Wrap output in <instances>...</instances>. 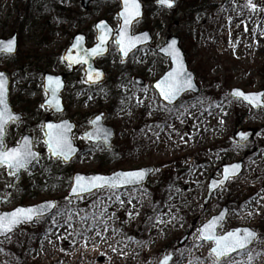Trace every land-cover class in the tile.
Segmentation results:
<instances>
[{
    "label": "rangeland",
    "instance_id": "obj_1",
    "mask_svg": "<svg viewBox=\"0 0 264 264\" xmlns=\"http://www.w3.org/2000/svg\"><path fill=\"white\" fill-rule=\"evenodd\" d=\"M152 1L156 0H146L148 16L136 28L153 30L152 47L124 63L113 43L110 54L100 60L107 73L104 84L92 89L81 75L74 78L69 112L53 117L78 123L74 141L81 153L64 163L49 159L44 143L42 125L49 115L41 107L44 70L49 62V73L60 72L64 64L55 66L56 57L65 43L79 32L91 33L102 18L118 30L120 8L100 0L84 13L81 0H0V39L14 34L20 39L17 59L1 58L0 70L11 76L14 109H31L28 121L9 129L6 142L15 146L30 134L41 153L17 185L15 177L0 168V212L53 200L61 207L70 204L81 215L84 209L100 214L107 208L103 214L110 225L86 231L79 217L74 216L71 228L66 217H57L63 227L52 224L51 218L43 219L0 242V264H160L165 253L173 255V264H189L196 258L212 264L210 244L200 240L198 230L225 205L231 214L220 233L248 227L264 239V109L255 110L230 96L233 88L264 91V0H254L255 12L245 6L247 0H178L176 13L158 9L155 2L154 8ZM50 2L55 4L52 10ZM192 2L198 10L187 18ZM58 30L63 31L46 45ZM171 35L182 39L202 92L165 110L152 83L171 69L169 60L157 54ZM136 77L147 85L137 86ZM184 106H189L187 114L180 115ZM100 114L116 131L110 149L103 142L83 139ZM247 131H253L254 138L240 146L236 135ZM238 161L245 164L243 175L204 206L209 179L219 177L223 165ZM144 167H153L155 174L143 187L120 190L123 205L108 191L67 200L75 173L109 174ZM113 212L115 216L109 218ZM128 212L134 214L129 217ZM253 248L254 253L264 252V245ZM255 264H264V255L257 256Z\"/></svg>",
    "mask_w": 264,
    "mask_h": 264
},
{
    "label": "snow or ice",
    "instance_id": "obj_2",
    "mask_svg": "<svg viewBox=\"0 0 264 264\" xmlns=\"http://www.w3.org/2000/svg\"><path fill=\"white\" fill-rule=\"evenodd\" d=\"M158 3L168 8L175 6V0H158ZM245 6L253 12L258 7L254 0H247ZM142 16L141 0H122V11L118 17L121 20V27L118 30L115 43L125 58L128 57L129 53L135 54L134 50L150 39L147 33L137 35L134 32V24L139 23ZM96 27L98 40L95 47H84L85 37L81 35L75 39L72 47L62 57V60L67 61L69 66L75 64L88 65L86 83H95L102 79L103 73L97 71L92 66L91 60L93 57L101 56L108 52V41L112 39L113 30L107 22H100ZM16 48L17 41L15 38L0 40V52L14 53ZM161 51L166 53L175 65L155 84V88L159 90L158 95L163 98V101L167 102L165 110H168L169 106L175 107L177 101L185 93L195 92L197 89L193 74L188 70V67L184 63L183 53L177 47V41L175 39L171 40L166 47L161 48ZM73 52L76 54L73 55ZM63 87V81L59 77L48 75L45 85V95L48 97V100L41 107L63 111L60 102V92ZM231 96L236 100L246 102L256 109L264 108V92L246 93L240 89H236L231 93ZM198 102L203 103L204 101L198 100ZM188 107L184 106V112L180 113V115H186ZM102 119V116H98L91 122L94 130L86 132L83 139L89 141L95 140L97 142L103 141L110 148L111 132L101 125ZM22 120L23 117L16 114L10 106L8 78L4 73L0 72V168L6 169L8 175L16 177L17 181L20 178L19 174L22 171H28L34 163L39 162L41 157V154L34 150V138L23 137L17 145L12 147H9L7 144L6 136L10 124L19 123ZM42 127L44 128V135L46 137L44 143L47 145L48 158L52 159L55 157L68 163L77 152L72 137L74 125L68 121H64L62 123H46ZM239 139L240 141H247L248 134L240 132ZM240 169V164H232L225 167L222 178L212 180L210 184L211 190H223L226 182L238 176ZM147 176L148 170L146 169L118 172L111 176L77 174L70 182L72 187L67 200L71 202L73 197L76 200H83L86 195H93L97 191H108L115 195L116 200L123 205L124 200L120 197V189L126 188L129 185L142 184ZM109 199H111V196ZM54 209L56 210L55 212H53ZM83 211L84 215H81V212L70 207V204H65L61 207L55 201H48L32 207H18L13 211L0 213V237L10 239V236L14 235L21 225L37 223L46 218H51L52 224L63 227V224H58L57 217H66V223L71 228L73 227L74 216L79 217V222L84 226V230L86 231H92L101 225L105 228L110 227L103 214L107 212V208H104L100 214H97L94 210L88 212L87 209H84ZM49 214H51L50 217ZM133 214L132 212H128L129 217ZM135 215H139V213H135ZM114 216L115 213L113 212L109 215V218ZM226 216L227 212L215 216L198 230L200 240L207 241L210 244L209 257L212 260V264H255L257 256L264 255V252L254 253L253 245H264V239L256 231L248 228L235 229L226 233L218 232V229L222 228ZM89 220L91 221L90 226L88 225ZM157 220L159 223H164L159 217H157ZM112 231H116V229L113 228ZM82 234L83 232L77 233V235ZM97 235H102V233L97 232ZM129 239L132 238L129 237ZM84 242L87 245V239ZM137 243L140 242L137 241ZM113 250L116 251V249ZM183 254L181 252V256ZM238 256L245 257V259L238 260L236 258ZM160 264H173V255L165 253ZM189 264H201V262L199 258H196L195 260H190Z\"/></svg>",
    "mask_w": 264,
    "mask_h": 264
},
{
    "label": "flooded vegetation",
    "instance_id": "obj_3",
    "mask_svg": "<svg viewBox=\"0 0 264 264\" xmlns=\"http://www.w3.org/2000/svg\"><path fill=\"white\" fill-rule=\"evenodd\" d=\"M100 0H91V2L88 4V6L86 7V4H85V1L84 0H81V9H82V11L84 12V13H89L90 11H91V9L94 7V5H96L98 2H99ZM104 1H109V0H104ZM110 1H112V2H114V3H117V7H116V9H118V8H120L119 9V11L117 12V17H119V13L122 11V1L121 0H110ZM177 1L178 0H175V6L174 7H172V8H167V7H165V6H161L159 3H158V0H156V1H154L155 2V4H156V6L158 7V9H164L165 11H168V12H174L175 11V13L177 12V6H178V3H177ZM154 2L152 1L151 2V4H153V6H154V8H156V6H155V4H154ZM141 3H142V5H143V17L139 20V23H136V24H134V32H135V34H137V35H139V34H143V33H149L150 35H151V37H152V43L150 44V45H147V46H143V47H140L139 49H137L134 53L136 54L137 52H139L140 50H142V49H145V48H147V47H152L153 45H154V42H155V36H154V33H153V30L151 29V28H148V27H146V28H144V29H142V30H139V31H136V28L143 22V21H145V19L147 18V16H148V11H149V8H150V5H148V3L146 2V0H141ZM194 5H195V2H192V3H190V5L187 7V12H186V15H187V18H192L193 17V13H196V11L198 10V8H196L195 9V7H194ZM54 7H55V4H54V2L52 3V2H50V4H49V10H52V9H54ZM195 9V10H194ZM54 22H57V19L56 18H53L52 19ZM120 20V19H119ZM100 22H107L108 23V25L112 28V30L114 31V34H113V37H112V39H111V41L109 42V50H108V53L106 54V55H102V56H98V58L95 60V63H94V66L96 67V69L98 70V71H102L103 69L101 68V65H100V60H102V59H104L105 57H107L109 54H110V51H111V45L113 44V43H115V39H116V37L118 36V30L120 29V26H121V20H120V24H119V28H118V30L117 29H115L105 18H102L101 20H99L96 24H95V26H94V29H92V31H91V33H87V34H85V33H83V32H79V33H77V34H75L72 38H70L68 41H67V43H65V45H64V47L62 48L63 50H62V54L59 56V55H57V61H56V64L55 63H52V64H55V66H61V64L64 66V68H62L61 70H60V72H52V73H49V62L47 63V69L46 70H44V78H43V87L40 89V91L42 92V94H43V99L44 100H42L41 101V105L42 104H45V102L48 100V97L45 95V79H46V77L48 76V75H53V76H60L61 78H62V80H63V83H64V90H63V92L61 93V98L63 99V105H64V108H65V110H64V112L63 113H61V114H54L53 113V110L51 109V108H48V107H42V108H44V109H46L47 111H48V117L46 118V120H45V122H44V124L43 125H45L46 123H48V122H55V123H58V122H61V121H66V120H69V121H71L72 123H74L75 125H76V128H77V130H78V123L75 121H72L71 119H69V118H65V119H60V120H54V118L53 117H57V116H62V115H65L66 113H68L69 112V101H68V98L70 97L69 96V91H70V88H71V86H72V83H73V81H74V78L77 76V75H81V77H82V79L84 80V84L86 85V87H88V88H96V87H98V86H100V85H102V84H104L105 83V81L107 80V73H106V71L105 70H103L104 71V73H105V75H106V79L104 80V82H102V83H92V82H85V80H86V69H87V64H75V65H72V66H69V63L67 62V61H64V60H62V57L66 54V52L70 49V47L73 45V43L75 42L74 40L77 38V37H79V36H81V35H83L84 37H85V45H84V47H86V48H92V47H94V46H96V44H97V40H98V32H97V25L100 23ZM178 24H180V23H178ZM61 31H63V30H58L57 32H55V33H53V35H51V37H49V39H45L46 41H45V43H47L46 45H49V43L52 41V39L55 37V35L56 34H60L61 33ZM48 35H49V33H48ZM14 36H17V38H18V47H17V51H16V53L15 54H7V53H0V59L1 58H3V57H7V58H13V59H17V55L19 54V49H20V39H19V36H18V34H14L12 37H9V38H7V39H0V40H8V39H11V38H13ZM175 36H177V35H175ZM171 37H174L173 35H171L170 37H168L167 39H166V42L164 43V45L161 47V48H163V47H165L166 45H167V43H168V41L171 39ZM160 48V49H161ZM160 49H158L157 50V54L160 56V57H162L163 59H166L165 57H163V56H161L158 52H159V50ZM119 51V50H118ZM120 53V52H119ZM76 53L75 52H73V55H75ZM121 55V54H120ZM134 54H132L129 58H128V60H126V61H124L123 59H122V56H121V59H122V62H128L129 60H130V58L133 56ZM166 60H168V59H166ZM62 61V62H61ZM0 72H4V73H6V74H8L6 71H2V70H0ZM8 76L11 78V76L8 74ZM136 78H139V77H136ZM135 78V79H136ZM135 79H134V83L137 85V83H136V81H135ZM142 80L143 81H145V84H147V81L145 80V79H143L142 78ZM11 85H12V79H11ZM138 86V85H137ZM146 86V85H145ZM145 86H140V87H145ZM36 90V89H35ZM10 102H11V98H10ZM11 106H12V108H13V111L16 113V114H18V115H21L22 117H23V120H22V122H19V123H13V124H10V126H9V128H8V130H7V134H8V131H9V129L12 127V126H14V125H17V124H20V123H25L26 121H28L29 119H28V117H29V113L28 112H30V108L29 107H26L23 111H21V112H19V111H16L14 108V105H13V102H11ZM50 112V113H49ZM101 115V114H100ZM99 116V115H98ZM97 117V116H96ZM96 117L94 118V119H96ZM53 118V119H52ZM93 119V120H94ZM92 120V121H93ZM91 125H92V123H91ZM85 135V134H84Z\"/></svg>",
    "mask_w": 264,
    "mask_h": 264
},
{
    "label": "water",
    "instance_id": "obj_4",
    "mask_svg": "<svg viewBox=\"0 0 264 264\" xmlns=\"http://www.w3.org/2000/svg\"><path fill=\"white\" fill-rule=\"evenodd\" d=\"M85 1V4H86V7L88 6V4L91 2V0H84ZM122 1V0H121ZM165 7H167V6H165ZM168 8V7H167ZM170 9V8H169ZM142 11H143V5H142ZM143 17V16H142ZM141 17V18H142ZM140 18V19H141ZM113 34H114V31H113V33H112V37H113ZM148 35H149V37H150V39L145 43V44H142V45H140L137 49H139L140 47H143V46H147V45H150L151 43H152V37H151V35L149 34V33H147ZM13 38H15L16 39V41H17V47H18V38H17V36H14ZM12 39V38H11ZM173 39H175L176 41H177V47L178 48H180V50H181V52L183 53V58H184V63L186 64V66L188 67V70L190 71V68H189V64H188V61H187V57H186V55H185V52L183 51V49L181 48V41H180V39H178V38H172V39H170L169 41H168V43L171 41V40H173ZM75 41V40H74ZM111 41V39L108 41V49H109V42ZM84 45H85V42H84ZM167 46V45H166ZM165 46V47H166ZM72 47V46H71ZM70 47V48H71ZM95 47V46H94ZM137 49H135L134 50V52L137 50ZM16 51H17V48H16ZM16 51L14 52V53H7V54H15L16 53ZM0 53H3V52H0ZM108 52H106V53H104L103 55H106ZM122 54V53H121ZM133 53H129V55H128V57H123V55H122V58H123V60L124 61H126V60H128V58L132 55ZM159 54H161L162 56H164L165 58H168V59H170L167 55H166V53H164L163 51H159ZM102 56V55H101ZM98 58V56L97 57H93L92 58V60H91V63H92V66L96 69V67L94 66V63H95V60ZM171 60V59H170ZM171 63H172V68L175 66L174 65V62H173V60H171ZM87 68H88V65H87ZM97 70V69H96ZM98 71V70H97ZM99 72H102L103 73V77H102V79L100 80V81H98V82H95L96 84L97 83H102V82H104V80H105V77H106V75H105V73H104V71H99ZM192 74H193V77H194V83L196 84V91L195 92H187V93H185L183 96H185L186 94H188V93H194V94H196V95H198L200 92H201V88L197 85V82H196V78H195V74L192 72V71H190ZM2 73H4V72H2ZM86 73H87V69H86ZM6 76H7V78H8V88H9V102H10V87H11V81H10V78H9V76H8V74H6V73H4ZM166 75V74H165ZM57 77H59L61 80H62V78L60 77V76H57ZM163 78V77H162ZM160 80V79H159ZM158 80V81H159ZM63 81V80H62ZM157 81V82H158ZM156 82V83H157ZM136 83L138 84V85H141V86H144L145 85V81H143L142 79H136ZM156 83H154L153 84V87L155 88V84ZM45 84H46V79H45ZM64 84V83H63ZM236 89H238V88H235V89H233L232 91H231V93L234 91V90H236ZM45 90H46V88H45ZM63 90H64V87L62 88V90H61V92H60V95H61V93L63 92ZM155 90L159 93V90L158 89H156L155 88ZM241 90V89H240ZM243 91V90H242ZM245 92V91H244ZM261 92H264V91H261ZM247 93V92H246ZM259 93V92H258ZM182 96V97H183ZM161 97V96H160ZM181 97V98H182ZM180 98V99H181ZM161 100L163 101V98L161 97ZM180 101V100H179ZM179 101H177V103L179 102ZM60 102H61V104H62V107H63V111H57V110H55V109H52L53 110V113L54 114H61V113H63L64 112V110H65V108H64V105H63V99L61 98V96H60ZM165 104L167 103L166 101H163ZM45 104H46V102H45ZM10 106H11V104H10ZM12 107V106H11ZM253 108H255V107H253ZM13 109V108H12ZM256 109V108H255ZM103 117V116H102ZM66 121H68V122H70V123H72L71 121H69V120H66ZM64 122V121H63ZM48 123H55V122H48ZM60 123H62V122H60ZM73 125H74V127H73V129H72V137L74 136V133H75V130H76V125L74 124V123H72ZM101 125L104 127V128H106V129H108V130H110V132H111V136H110V143H111V141H112V139L115 137V131L113 130V128H111V127H107V126H104V124H103V119H102V121H101ZM94 130V126H93V129L91 130V131H93ZM91 131H89V132H91ZM248 134V140L247 141H240V139H239V134H238V136H237V138L239 139V144L240 145H245V144H247L250 140H251V138H252V136H253V133L252 132H248L247 133ZM24 137H31V138H33L31 135H25ZM92 141H94V142H97V141H95V140H92ZM74 145H75V143H74ZM76 147V146H75ZM108 147V146H107ZM77 148V152L75 153V155L73 156V158L69 161V162H71L78 154H79V152H80V149L78 148V147H76ZM34 150H35V146H34ZM36 151V150H35ZM40 153V152H39ZM41 154V153H40ZM54 159H56L55 157H53ZM68 162V163H69ZM35 164V163H34ZM33 164V165H34ZM233 164H240L241 165V169H240V172H239V174H238V176L235 178V179H237V178H239L242 174H243V171H244V164H243V162H237V163H233ZM229 165H232V164H229ZM229 165H224L223 167H222V175H223V169L225 168V167H227V166H229ZM143 169H146V170H148V176L146 177V179L143 181V183L142 184H138V185H129V186H127L126 188H121L120 190H125V189H132V188H138V187H141V186H144L145 184H147V182H148V180L150 179V177L154 174V169L152 168V167H146V168H143ZM140 170V169H139ZM131 171H135V170H131ZM23 172L24 171H22L20 174H19V176H20V178H19V180L17 181V179H15V181H14V184H17L18 182H20L21 180H22V178H23ZM118 172H127V171H118ZM118 172H116V173H118ZM77 174H81V173H77ZM77 174H75V175H77ZM115 174V173H114ZM74 175V176H75ZM81 175H84V174H81ZM95 175H102V174H95ZM111 175H113V174H111ZM111 175H106V176H111ZM86 176H92V175H86ZM222 178V177H221ZM212 180H218V179H216V178H211L210 179V182H209V185H208V193H207V197H206V199H205V201H204V204L205 205H208L210 202H211V200H212V198H213V196L218 192V191H220V189H217V190H215V191H212L211 190V188H210V184H211V182H212ZM231 180H233V179H231ZM231 180H229V181H231ZM229 181L228 182H226V184L223 186V189H225L226 187H227V184L229 183ZM70 193H71V191L69 192V194H68V197H69V195H70ZM73 198H75V197H73ZM72 198V199H73ZM49 200H47V201H43V202H41V203H38V204H36V205H31V206H23V207H32V206H38V205H40V204H43V203H45V202H48ZM52 201V200H51ZM19 207H22V206H19ZM18 208V207H17ZM16 209V208H15ZM15 209H13V210H15ZM13 210H11V211H13ZM55 211V209L53 210V212ZM8 212H10V211H8ZM224 212H227V216H226V219L224 220V222H223V225H224V223L226 222V220L228 219V216H229V208L227 207V206H224L223 208H222V210L217 214V215H215V216H218V215H220V214H222V213H224ZM49 215H51V214H49ZM215 216H213V217H215ZM212 217V218H213ZM211 218V219H212ZM210 219V220H211ZM209 220V221H210ZM209 221H207L206 223H208ZM206 223H204V224H206ZM32 224H34V223H29V224H24V225H32ZM24 225H21L16 231H15V233L16 232H18ZM220 229V228H219ZM219 229H218V231H219ZM237 229H243V228H237ZM248 229H251V228H248ZM232 230H235V229H232ZM232 230H230V231H232ZM3 239H5V238H3V237H0V241L1 240H3ZM205 242H207V241H205Z\"/></svg>",
    "mask_w": 264,
    "mask_h": 264
},
{
    "label": "bare ground",
    "instance_id": "obj_5",
    "mask_svg": "<svg viewBox=\"0 0 264 264\" xmlns=\"http://www.w3.org/2000/svg\"><path fill=\"white\" fill-rule=\"evenodd\" d=\"M108 257V256H107Z\"/></svg>",
    "mask_w": 264,
    "mask_h": 264
}]
</instances>
